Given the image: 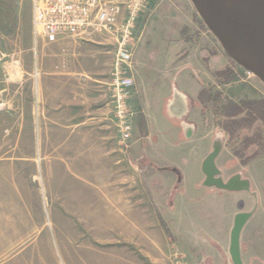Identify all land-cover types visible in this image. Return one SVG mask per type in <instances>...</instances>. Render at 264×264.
<instances>
[{
	"label": "rangeland",
	"instance_id": "obj_1",
	"mask_svg": "<svg viewBox=\"0 0 264 264\" xmlns=\"http://www.w3.org/2000/svg\"><path fill=\"white\" fill-rule=\"evenodd\" d=\"M126 9L127 5L124 4L122 17L111 32H103L85 40L69 36L51 40L42 33L38 37L34 35L31 0H0V50L5 52L14 45L18 47L16 60L22 63L20 74L23 79H29L28 84L32 85L33 94L38 93V81L45 76L43 73L51 71L59 74L66 84L71 85L74 79H79L84 85L82 94H87L85 101L82 100V105L84 103L94 104L95 101L91 99L111 90V83L116 72L119 30L123 24ZM183 19L186 23L185 27L181 24ZM180 26L184 36H187L188 32H196L192 39H198L199 33L197 32H204L209 38L218 42L198 14L192 0H152L141 12L135 28L130 49L131 56L123 67L126 74L137 80L134 65L136 50L133 45L138 42L137 37L142 32H147L146 40L157 61L160 60L158 56L163 47L162 41L166 40L161 32H175ZM20 32H30L32 35L31 39L27 38L32 45L31 60L24 58L25 53L22 51L21 45L26 37L19 36ZM155 32L160 33L158 35ZM97 37H101V40ZM175 44L174 40H171L167 47L171 49ZM189 54L182 51L179 55L180 60L185 59ZM56 55L62 61L61 67L42 70L40 66L42 60H53ZM74 60L80 61L79 68L73 67ZM29 66H32L31 75H23L25 69L27 71L30 69ZM224 70V72L216 73L215 79L208 85L206 97H209V100L216 98L218 102L224 104L244 100H264V82L258 77L252 73H246L245 69L240 68L232 60ZM217 75L221 79L217 80ZM193 80L198 85L194 78ZM193 80L188 79V76H182L179 80V88L186 93L193 94L196 89L193 87ZM25 84L22 82V87ZM68 92L70 94L71 89ZM136 98L138 96L134 95L129 99L134 113L132 141L136 139L134 127H137L139 136L144 135V117ZM205 108L206 122L209 127L204 130V126H200L194 139L197 143L183 147L181 149L183 155L193 154L195 156L198 153V145L204 146V141L210 145L215 135L223 132L222 129L215 126V117L212 112L215 108L214 104L211 102ZM108 111L110 118L113 119L110 121L111 129H109L110 151L116 159L112 164L105 166H86L91 169L102 167L104 173L101 174V179L80 182L76 178L65 177L47 181L44 165L40 160L42 155L39 134L35 135L37 137L33 139L38 140V145L32 151L35 162L34 165L27 167H31L37 175L36 178H33L32 183L39 196L38 211L25 214L24 221L15 222L11 228H7L11 237H15L16 245L10 248L11 251L5 255L3 252L1 253L5 258L0 260V264H232L226 245L221 247L212 244L209 248H204V241L202 242L199 237H196L195 229L191 230L193 235L183 241L184 239H179L176 235L175 229L168 228L171 219L170 213L164 208L165 198L156 200L149 191V183L153 180V171L147 170V168L138 169L133 163V151L122 148L119 143L121 134L112 108L110 107ZM221 122V127L226 125L224 119H221ZM241 135L242 138L238 143L236 137L231 141L227 137L225 143L230 141V144L235 145L239 153L245 152L246 158L255 156L256 159H260L264 157V127L262 123H257L252 130L243 132ZM246 137H251V139ZM244 138L246 139L243 140ZM250 142H255V145L247 149L246 146ZM86 151L90 156L97 155L94 148H89ZM174 158V154H168V160H162V162H173ZM221 163L222 161H220ZM258 164L251 163L253 169L258 168ZM230 165L232 163L228 165L229 172H226V177L235 172L231 170ZM160 174H164V172L162 171ZM155 176V185L158 187L164 185V176L161 179H158L157 175ZM202 179L203 176L197 184L198 188ZM193 183L194 176L187 178L185 181L186 190L192 188ZM111 194L113 199L118 201L117 204L114 203V209L117 208L120 211V216L132 215L130 220L134 223L135 217L138 216V219H141L146 225L143 230H138V233L131 227L125 229L118 226L114 220L111 223L105 197ZM252 206V202L249 205L243 204L241 209L249 211ZM160 207L163 208L162 212L158 211ZM134 210L137 214L131 213ZM157 221L160 227L153 225ZM5 226L2 225L4 228ZM30 227L33 229L32 232ZM250 232H252L251 226L246 230L243 239L245 241L244 257L247 262H249L248 234Z\"/></svg>",
	"mask_w": 264,
	"mask_h": 264
},
{
	"label": "crops",
	"instance_id": "obj_2",
	"mask_svg": "<svg viewBox=\"0 0 264 264\" xmlns=\"http://www.w3.org/2000/svg\"><path fill=\"white\" fill-rule=\"evenodd\" d=\"M181 24L185 27L184 19ZM181 31L180 26L175 32H161L166 40L162 41L163 47L158 56L160 60L157 61L146 40L147 32H142L137 37L138 42L133 45L136 50L134 65L137 80L134 88L136 91L131 92L130 99L134 95L138 96L136 99L144 117V135L139 136L137 127H134L136 139L132 141L130 148L134 154L132 161L138 169L147 168L153 171L149 191L156 200L165 198L164 208L170 213L171 219L168 228L175 229L179 239L186 241L193 235L191 230L195 229L196 237L204 241V248L216 244L221 247L226 245L228 250L233 218L236 214L247 211L241 207L243 204L249 205L251 197L246 193L208 194L198 188L201 165L208 154L209 144L204 141V146L198 145V153L195 156L183 155V147L197 142L194 141L195 138L191 141H181V130L164 113V105L172 96L173 85L179 88L182 76H188V79L192 80L194 78L198 85L193 80V87L196 88L193 94L179 88L180 92L195 103L200 101V93L206 91L200 81L211 84L216 73L224 71L226 67L224 50L219 42H215L204 32H197L198 39H192L196 32H188L187 36H184ZM159 33L155 32L158 35ZM22 35L26 37L21 45L25 53L24 58L31 60L32 45L27 38L31 39L32 35L30 32H20L19 36ZM97 38L101 40V37ZM171 40L176 44L170 49L167 46ZM17 50L16 45L5 52L0 50L4 57L0 61V103L5 104V108L0 111V260L5 258L1 255L2 252L5 255L16 245L15 237H11L7 228H11L15 222L24 221L25 214L38 211L39 196L32 183L37 175L31 167H27L35 162L32 151L38 145V140L33 139L37 137L36 134H39L42 155L40 160L44 165L47 181L65 177H73L80 182L101 179V174L104 173L102 167L91 169L86 166H105L112 164L116 159L110 151L109 129L113 119L110 118L108 110L111 107L113 111L111 90L96 95L93 99L91 97L95 103H84L83 106L87 94H82L84 85L79 79H74L70 85L66 84L59 74L45 71V76L38 81V93L33 94V87L28 84L29 79L21 77L22 63L16 60ZM182 51L191 55L180 60ZM61 63L56 55L53 60L43 59L40 66L42 70L59 69ZM72 65L79 68L80 61L74 60ZM28 68L30 71L25 69L23 75H31L32 66ZM218 77L220 76L217 75ZM22 82L26 83L24 87ZM70 89L72 92L69 94ZM188 121L197 125L198 133L202 126L198 108L190 113ZM89 148H94L97 155L87 154L86 150ZM168 154L175 155L173 162L163 163L162 160H168ZM234 159L232 151L224 150L219 161H222L224 166ZM255 162L259 163L256 169L250 164L238 170L243 171L251 180L260 197V209L251 227L264 231V157ZM162 167L178 170L180 177L177 178L172 173L160 174ZM94 170L96 171L93 172ZM155 175L158 179L164 176L163 189L155 185ZM193 176L192 188L186 190L185 181ZM179 185L182 188L180 190L177 188ZM105 197L108 199L106 203L111 223L114 220L118 226L125 229L131 227L137 232L146 227L138 216L135 217V223L130 220V214L120 216V211L114 209V203L117 204L118 201L113 199L112 194ZM162 209L160 207L158 211L162 212ZM131 213L137 214L136 210ZM157 223L154 222L153 225L160 227L158 221ZM2 225H6L5 228ZM263 231L254 235L250 232L248 241L253 236L264 241ZM263 241L261 242L264 243ZM256 242L261 243L260 240ZM249 245L251 246V243Z\"/></svg>",
	"mask_w": 264,
	"mask_h": 264
},
{
	"label": "built area",
	"instance_id": "obj_3",
	"mask_svg": "<svg viewBox=\"0 0 264 264\" xmlns=\"http://www.w3.org/2000/svg\"><path fill=\"white\" fill-rule=\"evenodd\" d=\"M33 30L55 40L60 37L89 39L103 32H111L122 17V6L127 5L119 30L116 72L111 83L113 114L120 131V143L129 150L132 146L134 113L129 104L136 80L125 72L135 28L141 12L152 0H31ZM1 61V54H0ZM240 67V66H239ZM241 68V67H240ZM246 71V70H245ZM246 73H249L246 71ZM5 104L0 103V111Z\"/></svg>",
	"mask_w": 264,
	"mask_h": 264
},
{
	"label": "water",
	"instance_id": "obj_4",
	"mask_svg": "<svg viewBox=\"0 0 264 264\" xmlns=\"http://www.w3.org/2000/svg\"><path fill=\"white\" fill-rule=\"evenodd\" d=\"M192 3L227 56L238 66L264 82V34H258L249 26L238 22L212 0H192ZM169 112L171 117L181 118L186 115L185 96L177 89H174V102L169 106ZM183 127L185 137L191 139L195 134L194 126L183 125ZM222 150V139L221 136H218L213 144L211 154L202 165V172L206 176L203 186L207 189H219L230 193L252 194L255 198V208L251 212L237 214L231 232L229 254L232 264H244L241 256V233L257 211L258 195L252 192L250 181L244 179L240 173L226 183L223 181L222 172L216 166V160Z\"/></svg>",
	"mask_w": 264,
	"mask_h": 264
},
{
	"label": "flooded vegetation",
	"instance_id": "obj_5",
	"mask_svg": "<svg viewBox=\"0 0 264 264\" xmlns=\"http://www.w3.org/2000/svg\"><path fill=\"white\" fill-rule=\"evenodd\" d=\"M223 57H224V61H225L226 65H230V60L231 59L227 56V54L225 52H224ZM218 78L221 79V77H218ZM200 84L202 85V87L206 88V91L204 90L203 92L200 93V98H199L200 101L198 103L197 102L196 103L193 102L187 95L183 94L185 96V102H186V110H187V112H186V115H183L181 118L171 117L170 116V112H169V106L174 102V89H177L178 91H180L177 88L176 85H173V88H172V96H171V98L169 100H167V102L164 105V113H165L166 117L171 122L175 123L178 126V128L181 130L180 140L181 141H191V140H193L196 137L197 125L195 123H193V122L188 121V118H189L190 113L193 110L197 109V108L199 109L200 115H201V118H202V122L201 123H202V126H204V130H206L207 127H209V125L206 122L207 121L206 120L207 115H206V112H205L206 111V108L205 107H206V105H208L209 103L212 102L214 104V107H215L212 110L213 115L215 117V126L218 129H222L223 132H219L211 140L210 145H209L208 154L204 158V160L202 162V165H203L204 161L207 159V157L211 154L212 149H213V144H214L215 140L217 139L218 136H221L223 150H222V153L220 154V156L218 157V159L216 160V166L222 172V179H223V181L226 183L229 179H231L233 176H235V175H237L239 173L242 174V176H243L244 179L248 180V178L244 175V172L241 171V170H238V169H241L240 167H246V166L250 165L252 162H255L257 159L255 158V156H251L249 158H246L245 157V152L244 153H239L238 150L236 149V146L235 145H231L230 144V141H231V139H234L236 137L237 143H238V141H240V139L242 138V135L241 134L243 132H249L250 130H252L255 127V125L257 123H262V125L264 127V123L262 121H255L251 125H249L248 127H243L241 129H239V128H233L231 126V120L226 117L227 116V108H229L232 104H240L241 102H235V103L232 102V103H229V104H224L222 102H218V100L216 98H210V100H209V97H206V95H208L207 94L208 93L207 92L208 84H206L205 82H202V81H200ZM244 101H252V100H244ZM253 101H256V100H253ZM220 107H223L224 109H221ZM203 108H204V113H203ZM221 119H224L226 121V125H224L223 127H221V125H222ZM183 125L194 126L195 134H194V136L191 139H187L185 137V129H184ZM227 137L229 138L230 141L227 142V143H225V139ZM246 138L247 139H251V137H246ZM246 138H244L243 140H245ZM253 145H255V142H250V143L247 144L246 148L248 149V148L252 147ZM224 150H230V151H232L235 159L229 161L226 165L223 166L222 164H220V161L219 160H220V158H221ZM230 163H232V165H230L231 170H234V171L236 170V171L234 173H232V174L230 173L226 177V172H229L228 165ZM202 165H201V176H203V179L201 180V184H199L200 185L199 187L201 189L205 190L208 194H213L215 192H225V193H229V194H236V193H230V192L223 191V190H219V189H207L206 187H204L203 186V183L206 180V176L202 172ZM161 170L164 173L165 172L172 173L177 178L180 177V175H178L179 174V171L176 170V169L163 168ZM181 182H182V179L179 180V184H181ZM250 183H251V181H250ZM251 186H252V183H251ZM159 188L160 189H163L164 188V185H160ZM177 188H178V190L182 189L180 187V185L177 186ZM252 192L257 193V195H258V208H257L256 213L252 216V218L245 225V227H244V229H243V231L241 233V256H242V261H243L244 264H264V243L261 242L263 240L258 239V238L254 237V236L251 237V240H249V243H251V246L249 245V256H248L249 262H247L246 257H244V254H245L244 251H243L244 250V243H245V241L243 240L244 239V234H245L246 230L248 228H250V226L252 225V221L255 219V217H256L259 209H260V197H259V194H258V192L255 189H253V187H252ZM249 196L251 197V202H252V205H253L252 208H251V210H249V211L247 210V211L240 212V213L251 212L255 208V206H256V200L252 196V194L249 195ZM236 215L233 218L232 227H231V230H230L228 254H229V249H230L231 232H232V229L234 227V220H235ZM262 231H263L262 229H258V230L252 229V234L253 235L255 233L259 234V232H262ZM257 240H260L261 243L256 244L257 243L256 242ZM229 257H230V254H229ZM230 259H231V257H230Z\"/></svg>",
	"mask_w": 264,
	"mask_h": 264
},
{
	"label": "bare ground",
	"instance_id": "obj_6",
	"mask_svg": "<svg viewBox=\"0 0 264 264\" xmlns=\"http://www.w3.org/2000/svg\"><path fill=\"white\" fill-rule=\"evenodd\" d=\"M238 22L264 34V0H212Z\"/></svg>",
	"mask_w": 264,
	"mask_h": 264
},
{
	"label": "trees",
	"instance_id": "obj_7",
	"mask_svg": "<svg viewBox=\"0 0 264 264\" xmlns=\"http://www.w3.org/2000/svg\"><path fill=\"white\" fill-rule=\"evenodd\" d=\"M224 109L223 107H220ZM227 118L233 128L248 127L255 121L264 123V101H242L227 108Z\"/></svg>",
	"mask_w": 264,
	"mask_h": 264
}]
</instances>
